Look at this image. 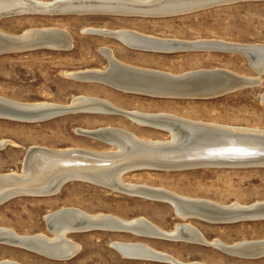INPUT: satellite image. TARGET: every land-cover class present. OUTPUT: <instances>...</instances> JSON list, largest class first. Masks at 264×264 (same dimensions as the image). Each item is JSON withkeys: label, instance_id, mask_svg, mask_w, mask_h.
<instances>
[{"label": "rangeland", "instance_id": "rangeland-1", "mask_svg": "<svg viewBox=\"0 0 264 264\" xmlns=\"http://www.w3.org/2000/svg\"><path fill=\"white\" fill-rule=\"evenodd\" d=\"M46 27L68 32L71 46L61 50L42 46L31 51L0 55V98L17 105H31L33 102L68 105L72 98L82 95L105 99L126 111L167 114L192 121L264 131V74L257 86L210 99L151 97L117 90L98 81L80 82L68 76L72 72L108 70L111 60L100 52V49L107 48L118 63L117 66L172 76L226 70L257 78L245 59L233 53L140 51L113 37L83 30L127 29L139 35L171 41L219 40L229 44L264 45V0L244 1L163 18L30 13L0 18V31L8 35ZM74 112L41 122L0 117V142H6L0 148V175L21 173L24 155L28 148L34 146L52 150L115 151L113 146L77 133L78 129L113 127L125 129L146 141H168L170 138L167 131L138 125L121 115L89 110ZM122 181L220 205L238 203L247 206L264 202V165L209 166L171 171L134 169L124 174ZM65 208L78 209L88 215H111L126 221L143 218L166 233H171L177 224L188 223L198 229L206 240L218 239L226 245L264 241V219L252 218L232 223L205 222L196 217L182 219L166 202L127 195L100 184L78 180L66 182L53 195H22L0 204V227L18 235L44 234L51 237L45 216ZM66 236L79 246L77 253L70 259H49L21 248L0 244V260L21 264H169L148 258L126 259L111 247L112 242H129L142 243L184 263L264 264V256L256 259L239 258L225 254L212 245L144 237L129 231L97 228L70 232Z\"/></svg>", "mask_w": 264, "mask_h": 264}, {"label": "bare ground", "instance_id": "bare-ground-1", "mask_svg": "<svg viewBox=\"0 0 264 264\" xmlns=\"http://www.w3.org/2000/svg\"><path fill=\"white\" fill-rule=\"evenodd\" d=\"M139 1L0 0V14L10 12L27 14H72V12L127 13L137 12L140 8L135 2ZM189 1L193 0H159L155 3L152 2L149 8L159 11ZM84 32L94 34L102 33L106 36L113 37L122 44L136 50L150 49V51L166 52L171 51L176 44L187 45L189 43H194L191 41H171V39L159 40L152 37L142 36L143 38H137L143 42V45L137 46L135 44H130L128 40L129 38L122 33L120 34L119 31L110 32L107 30L89 28L85 29ZM125 34L130 38H134L132 37L134 34L129 32H125ZM1 36L6 37L5 40H7L3 41ZM0 37L1 44L4 42L6 43L10 39L24 38V41L27 40L28 42L26 43L27 45L40 44L41 46L54 47L60 50L71 46L69 34L64 30L56 28L26 29L19 35H8L0 31ZM215 42L220 43L219 40ZM100 50L103 56L105 55L111 60L110 65L112 66V64H114L117 67L116 64L118 63L113 59L112 54L110 53L111 51L106 48ZM196 51L204 52V50ZM111 66L105 72L99 71L100 69H93L77 73L72 72L74 74L70 73L68 76L74 80L80 81L81 79L86 78L99 79V75L104 77V75L108 73L105 78L118 86H121V84L136 85L141 83L139 82L141 80L135 78L134 75H130L121 70V68L128 69V67L119 65V68L117 69L114 68L115 66ZM109 81L108 83H111ZM80 82H83V80ZM104 84L106 83H103L102 85ZM69 104V106H73L74 111L89 110L102 112L103 114L107 113L109 115H121L138 125H146L167 131L170 138L168 141H146L145 139L141 140L132 132L125 129L103 127L94 130L78 129L77 133L107 146H113L115 147V151L103 152L91 149L70 148L52 150L40 146L30 147L24 155L21 173L9 172L0 175V204L11 198L22 195H53L57 193L66 182L70 180H78L96 185L100 184L113 191L115 190L127 195L140 196L147 199L166 202L171 205L174 210L173 212L181 218L189 215L192 218H199L201 221L212 222L226 221L228 219V221H235V219L239 217L252 219L259 217L260 215L264 216V202H258L247 206H242L238 203L220 205L213 201L182 197L163 189L152 188L151 186L149 187L145 185L127 184L122 181V176L128 171L134 169L171 171L196 167L223 166L224 164L226 166L264 165L263 130L248 129L249 127L239 128L221 124L205 123V121H192L167 114H146L144 112L140 113L131 110L126 111L119 107H115L105 99L100 100L87 96L83 97L82 95L72 98ZM68 105H58L57 103L34 104V102L31 105H17L0 98V117L14 119H26L29 118V116L41 117L56 113ZM4 145H6V142L3 140L0 142V148ZM223 161L241 162L226 163ZM45 220L47 222L46 227L52 234L51 237H47L44 234L28 236L18 235L12 230L0 227V244L21 248L49 259L66 260L65 257L71 255L73 257L79 250V246L70 241L66 234L75 231H88L93 228H100L105 230H115L117 232L129 231L140 236L145 235L154 238L157 237L159 239H177L191 243H201L212 245L227 252L232 251L234 254L239 253V250H236V248H238L237 246L230 247V245L228 247L218 239L212 241L206 240L198 229L192 227V225H188V223L177 224L171 233H166L143 218L126 221L111 215H88L74 208H65L55 213L48 214L45 216ZM246 246L251 248H248V251L246 250L247 254L245 255L254 254L255 250L252 249V246L255 245L249 243ZM111 247L126 259L148 258L160 262L164 261L169 264H206L203 262L199 263L192 261L190 263H184L169 254L154 250L142 243L112 242ZM0 264L21 263L4 259L0 260Z\"/></svg>", "mask_w": 264, "mask_h": 264}, {"label": "water", "instance_id": "water-1", "mask_svg": "<svg viewBox=\"0 0 264 264\" xmlns=\"http://www.w3.org/2000/svg\"><path fill=\"white\" fill-rule=\"evenodd\" d=\"M139 1V0H136ZM159 0H140L135 2L140 8L137 12H79L73 13L74 15H85L91 13L98 14H107L114 16H137V17H146V18H163L170 16H178L183 14H188L192 12H198L201 10L214 8L218 6L234 4L244 1H259V0H193L186 2L180 5H173L170 8L164 10H152L150 9L151 3H155ZM164 1V0H163ZM148 2V3H147ZM31 14V13H30ZM28 15L27 13H1L0 18L12 17V16H21ZM2 37V38H1ZM0 38L3 41H6L4 36ZM27 40L24 41V38H14L8 40L6 43H0V55L15 53V52H24L31 51L35 49H40L42 46L40 44H30L27 45ZM142 51H150V49H138ZM164 50V49H162ZM204 50L211 52H222V53H234L243 57L250 68L257 75V78L244 77L233 72L226 70H210V71H198L192 72L189 74H182L176 76H169L166 74H160L155 72H149L144 70H135L131 68H121L122 71L134 75L135 78L141 80L140 84L136 85H127L121 84V86L115 85L111 81L107 80L105 77L108 75H99V79H81L85 81H99L110 85L112 88L117 90H123L126 92H131L134 94H140L151 97L158 98H172V99H210L219 97L237 90L244 88H249L257 86L260 83V77L264 74V45H248V44H229V43H217L215 41H206V42H194L187 45L176 44L174 48L171 49L172 52L179 51H196ZM164 53L165 51H158ZM112 66H115L112 64ZM111 66V67H112ZM114 68H119L118 66ZM80 80V81H81ZM107 80V81H106ZM111 82V83H108ZM262 98L260 97V100ZM263 101V99H262ZM70 105V104H69ZM67 106L60 109L58 112L46 115V116H29V118L24 119H14L9 117H3L5 119L25 121V122H41L46 121L58 116L70 114L74 112L73 106ZM226 163H239L241 161H223ZM223 166H226L225 164ZM191 216L186 215L182 219H190ZM181 218V217H180ZM247 217H239L235 221H212L213 223H232L239 221L249 220ZM192 219V218H191ZM264 219L263 215L253 218V220ZM96 228L90 229L92 231ZM231 256L247 259H256L263 257L264 254H250V255H237L234 253H225ZM72 257L68 256L65 259H70Z\"/></svg>", "mask_w": 264, "mask_h": 264}, {"label": "crops", "instance_id": "crops-1", "mask_svg": "<svg viewBox=\"0 0 264 264\" xmlns=\"http://www.w3.org/2000/svg\"><path fill=\"white\" fill-rule=\"evenodd\" d=\"M44 1V0H43ZM49 1H54V0H49ZM55 1H59V0H55ZM29 14V13H28ZM31 14H35V15H51L50 13H31ZM54 14V13H53ZM52 14V15H53ZM55 14H58V13H55ZM61 14V13H60ZM91 14H95V13H91ZM61 15H74V14H61ZM46 28H52V27H46ZM46 28H43V29H46ZM89 29V28H88ZM92 29H96V28H92ZM60 30H62V29H60ZM99 30H107V31H112V32H116V31H119L120 32V34L122 33L123 35H125V36H127L129 39V43L130 44H135V45H137V46H141V45H143L142 43L143 42H141V40L140 39H138L137 37H139V38H143L144 36L143 35H139V34H137V33H134V32H131L130 30H127V29H117V30H108V29H99ZM84 31V30H83ZM124 33H123V32ZM125 32L127 33V32H129V33H131V34H134V35H132V37H134V38H130L128 35H126L125 34ZM68 33V32H67ZM97 34H102V33H97ZM136 34V35H135ZM102 35H104V34H102ZM143 36V37H142ZM147 37V36H146ZM153 38V37H152ZM156 39V38H155ZM159 40H163V39H159ZM126 43V42H125ZM107 49V48H106ZM214 240V239H213ZM222 243V242H221ZM252 244V245H255V246H252V249H254L255 251H254V254H257V253H261V254H264V241H254V242H249V241H244V242H240V243H234V244H231V246L230 245H226V244H224V245H226V246H230V247H232V246H237L238 248H236V250H239V253H236V254H240V255H245V254H247L246 252L248 251V248H251V247H248V246H246V245H248V244ZM261 243V244H260ZM260 245V246H259ZM259 249H258V248ZM261 247V248H260ZM217 248V247H216ZM219 250H221L220 248H218ZM243 250H244V252H243ZM247 250V251H246ZM221 251H223L224 253H232V251L231 252H227V251H225V250H221ZM243 252V253H242ZM257 252V253H256Z\"/></svg>", "mask_w": 264, "mask_h": 264}]
</instances>
